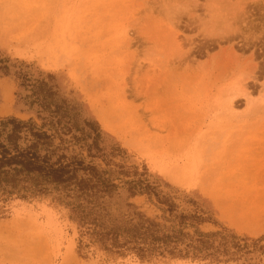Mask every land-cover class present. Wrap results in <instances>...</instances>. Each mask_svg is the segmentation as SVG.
I'll use <instances>...</instances> for the list:
<instances>
[{
    "label": "rangeland",
    "instance_id": "rangeland-1",
    "mask_svg": "<svg viewBox=\"0 0 264 264\" xmlns=\"http://www.w3.org/2000/svg\"><path fill=\"white\" fill-rule=\"evenodd\" d=\"M11 119L89 191L2 197L0 264H264V0H0ZM142 218L183 236H95Z\"/></svg>",
    "mask_w": 264,
    "mask_h": 264
},
{
    "label": "trees",
    "instance_id": "trees-1",
    "mask_svg": "<svg viewBox=\"0 0 264 264\" xmlns=\"http://www.w3.org/2000/svg\"><path fill=\"white\" fill-rule=\"evenodd\" d=\"M8 127L9 129H7ZM23 127L22 122L14 119L5 123L0 122V200L4 196L18 193L21 190L26 191L30 187L40 188L47 184L63 186L64 188L73 184L76 192L87 196L88 187L83 185L82 181L78 182L76 178L78 167L81 164L71 162L64 165L58 161L60 159L53 163L48 154L40 155L39 147L46 145L49 136L39 131L32 132L33 129H29L31 140L28 145L21 148L17 141ZM1 136H4L3 139ZM25 140L27 139L25 138ZM78 218L79 221L86 219L82 213H79ZM93 222L97 221L93 219ZM93 224L96 228L95 236L112 242H118L119 238L124 236L122 238L123 244L134 246L138 249L140 256L145 252L160 253L172 244L176 246L183 236L181 231L165 234L159 230L155 223L148 219L144 220V218L141 219V222L124 229L123 232L118 231V229L105 231L96 223ZM202 237L206 238L207 236L200 234L195 241L196 244L190 241L188 246L191 251L201 252L207 249V241L202 240ZM139 244L148 246L140 247Z\"/></svg>",
    "mask_w": 264,
    "mask_h": 264
},
{
    "label": "bare ground",
    "instance_id": "bare-ground-1",
    "mask_svg": "<svg viewBox=\"0 0 264 264\" xmlns=\"http://www.w3.org/2000/svg\"><path fill=\"white\" fill-rule=\"evenodd\" d=\"M217 36V35H216ZM221 37V36H220ZM228 39H230V37L228 38ZM254 69V68H253ZM253 73V72H252Z\"/></svg>",
    "mask_w": 264,
    "mask_h": 264
}]
</instances>
